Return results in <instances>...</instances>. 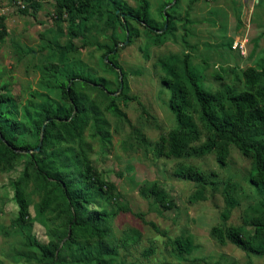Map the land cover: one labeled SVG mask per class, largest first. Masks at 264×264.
<instances>
[{
    "label": "rangeland",
    "instance_id": "rangeland-1",
    "mask_svg": "<svg viewBox=\"0 0 264 264\" xmlns=\"http://www.w3.org/2000/svg\"><path fill=\"white\" fill-rule=\"evenodd\" d=\"M118 1L137 7V0ZM33 2H38L37 9L31 7ZM149 3L150 20L158 28L164 21L165 28L169 27L166 34L156 31L162 35L158 44L152 43L141 23L130 21L139 36L128 43V32L119 24L106 27L103 15L72 18L57 8L56 0H0V23L7 31L0 42V94L8 93L16 107L15 119L28 125L43 107L67 105L60 85L72 75L103 79L112 92L121 119L107 110L109 94L92 89L90 83L85 85L83 79L71 78L67 83L101 111L102 128L108 134L103 139L88 125L78 139L61 145L81 150L100 178L114 185L116 198L96 187L88 189L90 209L109 213L118 206L128 210L108 221V236L93 241L92 259L105 257L113 264H264V257L242 250L228 238L220 245L212 235L215 227L225 234L238 229L244 236L255 235L253 218L264 205V189L251 184L257 172L252 159L233 145L223 166L215 152L179 158L156 153L160 138L177 128L169 106L171 91L162 83L167 75L162 60L177 64L179 72L186 58L209 93L223 97L239 93L244 89L243 71L264 67V0ZM73 28L78 35L68 47ZM113 43L114 52L108 53ZM111 60L118 66L113 71L106 66ZM122 93L130 99L125 102ZM194 108L189 110L194 111L199 134L191 146H199L206 133ZM28 140L34 142V134ZM27 166L25 156L0 166V264H37L21 255L30 252L24 246L26 227L15 222L18 210L12 184ZM189 166L198 169L203 183L177 176L181 167ZM152 184L167 193L171 209L162 208L149 194ZM42 192L32 183L25 189L30 233L46 244L51 230L62 228L64 218L58 220L51 212L42 218L38 215ZM225 192L236 201L227 221L221 218ZM176 239L189 241V252L175 250L171 241ZM74 252L73 246L64 253L67 264H84L70 263Z\"/></svg>",
    "mask_w": 264,
    "mask_h": 264
},
{
    "label": "trees",
    "instance_id": "trees-1",
    "mask_svg": "<svg viewBox=\"0 0 264 264\" xmlns=\"http://www.w3.org/2000/svg\"><path fill=\"white\" fill-rule=\"evenodd\" d=\"M56 1L57 8L72 18L103 15L106 17V27L114 28L116 24L121 25L125 32H128V43H131L133 37L139 36L137 31L132 30L130 21L141 23L153 44H158L162 36L156 31L163 30L164 34L169 31V27L165 28V21L158 28L150 20L149 0H137V7L134 9L118 0ZM31 7L37 9L38 2H33ZM166 15L170 17L169 12ZM6 33L5 26L0 23V42ZM77 35V28L71 29L68 47H71V39ZM115 45L116 43H113L107 48L108 53L114 52ZM162 62L167 73L162 83L171 91L169 106L175 115L177 128L170 131L167 137L160 138L156 146L157 155L174 158L203 157L215 152L218 163L223 166L228 148L233 145L253 161L257 172L251 177V184L264 189V67L259 70L252 67L245 69L244 89L223 97L220 93L212 94L201 87L186 58L179 72L177 64L164 60ZM107 64L112 71L115 67L118 68L112 60ZM122 75L126 76L124 73ZM74 76L60 85L62 98L67 105L43 107L35 120L28 121V125L15 119L16 107L8 93L0 94V166L13 163L22 156L28 159V166L22 176L12 184L13 199L18 210L15 222L21 227H26L23 234L24 246L30 252L21 255L27 261L33 260L37 264H67L64 253L74 246L75 252L70 263L113 264L107 262L105 257L92 259L89 248L93 241L102 240L109 235L110 229L107 225L112 217L119 211L128 210L118 206L115 211L109 213L90 209L92 200L87 195L88 189L96 187L100 192L112 197L114 185L100 178L81 150L61 145L71 139H78L88 125L92 127L93 134H99L103 139L108 134L102 128L105 122L101 111L83 93L76 90L73 85L68 87L67 83L71 78L83 79L82 83L85 85L90 83L92 89H97L105 95L109 94L111 101L107 106L108 111L119 119L123 114L110 96L112 92L108 90L103 79ZM121 96L125 102L130 99L123 93ZM192 105L195 107L200 126L206 133V140L199 146H191L197 141L199 134V127L193 120L194 111L189 110ZM43 124L45 129L41 139ZM31 134L35 136L34 142L28 140V135ZM38 146L39 150L36 151ZM177 176L203 183V177L198 169L190 166L181 167L177 171ZM30 183L43 191L42 199L36 207L38 215L42 218L51 212L58 220L64 218L62 228L52 229L51 238L46 244L38 242L30 233L28 222L30 204L25 193ZM148 191L162 208L171 209L172 202L164 190L152 184ZM198 193L201 197L202 192ZM224 201L225 209L221 218L227 221L236 206V201L229 192L224 193ZM253 223L254 236H244L238 229L225 234L223 229L218 227L212 229V235L220 245H225L228 238L242 250L264 257V205L258 207ZM171 243L180 253L189 252V241L176 239ZM108 256H112V253Z\"/></svg>",
    "mask_w": 264,
    "mask_h": 264
},
{
    "label": "water",
    "instance_id": "water-1",
    "mask_svg": "<svg viewBox=\"0 0 264 264\" xmlns=\"http://www.w3.org/2000/svg\"><path fill=\"white\" fill-rule=\"evenodd\" d=\"M119 73H120V72H119ZM120 75H121V73H120ZM121 90H122V84L120 85L119 92H120ZM47 122H48V121H47ZM44 129H45V124H43L42 129H41V139H42V135H43ZM40 144H41V141L39 142V146H40ZM39 146L36 148V151L39 150Z\"/></svg>",
    "mask_w": 264,
    "mask_h": 264
}]
</instances>
